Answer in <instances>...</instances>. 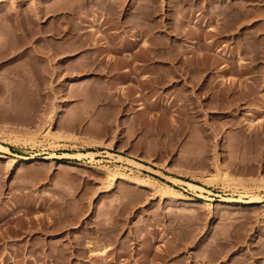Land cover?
<instances>
[{"label":"rangeland","instance_id":"obj_1","mask_svg":"<svg viewBox=\"0 0 264 264\" xmlns=\"http://www.w3.org/2000/svg\"><path fill=\"white\" fill-rule=\"evenodd\" d=\"M0 86V264H264V0H0Z\"/></svg>","mask_w":264,"mask_h":264},{"label":"bare ground","instance_id":"obj_2","mask_svg":"<svg viewBox=\"0 0 264 264\" xmlns=\"http://www.w3.org/2000/svg\"><path fill=\"white\" fill-rule=\"evenodd\" d=\"M44 11V10H43ZM23 24V23H22ZM20 26H21V24H19ZM24 25V24H23ZM226 25V24H225ZM197 26V25H196ZM204 26V25H203ZM205 26H206V23H205ZM19 27V26H18ZM22 27V26H21ZM21 27H19L20 28V30L22 29V31L25 29V27L23 28H21ZM213 28V27H212ZM27 30V29H26ZM214 30H215V28H214ZM213 31V30H212ZM24 32H25V30H24ZM26 32H28V31H26ZM28 33H31V32H28ZM27 33V34H28ZM26 34V35H27ZM196 36V35H195ZM195 40V39H194ZM197 40V39H196ZM96 41V40H95ZM147 43V42H146ZM196 43V42H195ZM194 43V44H195ZM147 44H145L144 46H146ZM145 48V47H144ZM145 49H148V47L146 46V48ZM42 49H38V51H41ZM184 60V59H183ZM183 60H182V62H183ZM186 60V59H185ZM185 60H184V62H185ZM183 65H184V63H183ZM181 66H182V64H181ZM186 65H185V69H186ZM181 68H183V67H181ZM181 68H179L180 70H179V74H180V72H182V70H181ZM128 69V68H127ZM125 70V69H124ZM129 70V69H128ZM188 69H186V72H183V74H184V76H186V74H187V71ZM17 71V70H16ZM127 71V70H126ZM184 71V70H183ZM191 71H193V70H191ZM195 71V70H194ZM199 71V70H198ZM14 72V74H15V76L18 74V73H21V71L19 70V71H17V74L15 73V71H13ZM22 72H23V70H22ZM26 73V72H25ZM186 73V74H185ZM13 74V75H14ZM19 75H21V76H24V74L22 73V74H19ZM26 75V74H25ZM18 76V75H17ZM182 77V76H181ZM13 79H15V78H13ZM194 82V81H193ZM13 85V84H12ZM11 85V86H12ZM14 85H17V81H16V84L14 83ZM3 86H7V85H3ZM9 87H10V89L12 88V90H16L15 92H13V94L14 93H18V88H17V86H15L16 87V89H14L13 87H11L10 85H8ZM8 86L5 88L4 87V89H6V90H4L5 92H11L10 91V89L8 88ZM1 87V86H0ZM9 89V91H8V89ZM9 94V93H8ZM13 94L12 93H10V97H11V95L13 96ZM14 96H17V95H14ZM8 98H9V96H7ZM7 98V99H8ZM14 97H12V98H9L10 100L11 99H13ZM237 98V97H236ZM236 98H234V99H236ZM6 99V98H5ZM17 99V97H15V100ZM9 100V101H10ZM20 99H19V97H18V99H17V101H19ZM232 100V99H231ZM236 100H238V98L236 99ZM226 101H228L227 99L226 100H224V104L225 103H227ZM230 101V100H229ZM235 101V100H234ZM14 102H16V101H14ZM223 103V102H222ZM229 103H231V105L233 104H235V103H233V101L231 102H229ZM228 104V103H227ZM230 105V104H229ZM143 106V105H142ZM142 106H141V108H142ZM139 108H140V106H139ZM61 112H62V110H56L55 112H54V114H53V116L51 117V119H50V122H49V127H51V128H54L56 125H57V123H58V119H59V117H60V115H61ZM0 149H2V150H8V147L5 145V144H2V143H0ZM95 152H81V151H79V152H76V153H65L66 155H68V156H74V157H76V158H81V157H83V156H86V155H90V156H93V154H94ZM108 153H109V156L111 155V156H114L117 160H120V161H125V160H127L129 163H131L132 165H134L135 167H137V168H139V169H141V168H148V169H150V170H152V171H157V173L158 172H162V171H160V170H157V169H155L154 167H152V166H148V165H146V164H144L143 162H141L140 160H137L136 158L134 159V158H129V157H126L125 155H123V154H118V153H113V152H110V151H108ZM96 154V153H95ZM22 158H24L25 160H31V159H33V158H36V157H34V156H27V155H24ZM40 158H43V157H40ZM16 164H17V159H12L11 160V166H16ZM218 167V166H217ZM108 170V169H107ZM109 171V170H108ZM225 172V171H224ZM109 177H110V185L112 186L113 184H115V181L117 180V179H122V180H124V181H128V182H130V183H133V184H136V183H138V187H140V188H152L154 185H155V182L156 181H153V179L151 178V177H149V178H144V179H141V180H137V178L135 177V176H132V175H129L128 173H124V172H118L117 170H115V171H109ZM166 177H169V179H170V181L172 182V183H181V184H184V185H187V186H189V187H191V188H193V189H195V190H201V191H203V189H205L203 186H201V185H199V184H196V183H194V182H191V181H188V180H184V179H182V178H180V177H177V176H172V175H167ZM108 188H109V186H108ZM163 188V190L161 191V194L163 195H165V193H167V189L168 188H171V187H169L168 185H165V186H163L162 187ZM106 190V189H105ZM169 192V191H168ZM159 193V192H158ZM183 199L184 200H187V201H193V202H197L198 200L196 199V198H193V197H183ZM255 199H257V202H261L263 199H262V197L261 196H259V195H257V196H255ZM206 201H222V199H217V198H211V197H207L206 198ZM97 249H99V248H97ZM106 250L107 249H102V248H100L99 250H97V252H96V250L94 251V253L96 252L97 253V255H103L104 256V254L106 253ZM254 263V262H253ZM252 263V264H253ZM258 264V263H257Z\"/></svg>","mask_w":264,"mask_h":264}]
</instances>
